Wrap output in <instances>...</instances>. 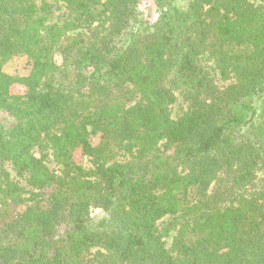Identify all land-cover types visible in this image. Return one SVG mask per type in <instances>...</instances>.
Here are the masks:
<instances>
[{
	"label": "trees",
	"instance_id": "trees-1",
	"mask_svg": "<svg viewBox=\"0 0 264 264\" xmlns=\"http://www.w3.org/2000/svg\"><path fill=\"white\" fill-rule=\"evenodd\" d=\"M154 1L0 0V264H264V0Z\"/></svg>",
	"mask_w": 264,
	"mask_h": 264
},
{
	"label": "rangeland",
	"instance_id": "rangeland-1",
	"mask_svg": "<svg viewBox=\"0 0 264 264\" xmlns=\"http://www.w3.org/2000/svg\"><path fill=\"white\" fill-rule=\"evenodd\" d=\"M140 9L143 13V16L148 19L149 21L153 22L159 15L158 9L156 7L154 0H141L140 3ZM65 10V5L62 2H55V11L56 13H62ZM207 55L203 56V60L205 63H208L210 66H213V63L206 59ZM25 61L22 58H16L13 61L9 62L7 65H5L6 69L10 72H19L23 73L25 72ZM220 85H223L224 82L219 81ZM176 96L177 100L173 104L172 107V114L174 118L179 117L187 108H188V102L186 98L184 97L182 90H176ZM125 156V155H124ZM121 156L120 159L124 160L125 157ZM78 160L81 162V164L86 167L90 168L92 166L91 159L88 156H82L80 154L77 155ZM48 166L50 169L56 171L57 173L61 172L62 167L57 164L54 157L50 156L47 161ZM169 220V216L165 217L161 222H166ZM175 235V231H172L169 236L165 237L166 246L168 248L171 247L173 237Z\"/></svg>",
	"mask_w": 264,
	"mask_h": 264
}]
</instances>
